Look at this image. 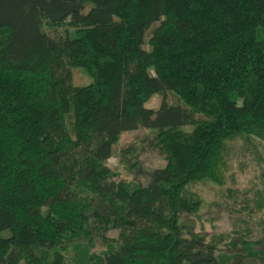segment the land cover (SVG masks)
<instances>
[{"label": "trees", "instance_id": "1", "mask_svg": "<svg viewBox=\"0 0 264 264\" xmlns=\"http://www.w3.org/2000/svg\"><path fill=\"white\" fill-rule=\"evenodd\" d=\"M239 135L264 139V0H0V264H227L235 242L181 220Z\"/></svg>", "mask_w": 264, "mask_h": 264}, {"label": "rangeland", "instance_id": "2", "mask_svg": "<svg viewBox=\"0 0 264 264\" xmlns=\"http://www.w3.org/2000/svg\"><path fill=\"white\" fill-rule=\"evenodd\" d=\"M73 36L75 34H72ZM151 36V29L146 33V41ZM148 44H146V48ZM72 82L85 86L92 82V77L82 68L72 69ZM164 97L170 103H179V98L172 92H156L144 105L158 108ZM68 127L72 130V114L67 117ZM189 129V127H187ZM146 129L122 133L114 147L109 164L121 174V178L132 179L134 172L120 163V151L130 144H140L146 135ZM144 170L151 171L163 167L164 155L158 150H147L140 155ZM226 182L222 185L204 180L189 186L201 198V205L194 213H184L181 222L187 227L206 233L208 238L223 237L224 241H233L235 246L224 249L229 261L227 264H264V255L248 256L242 251L241 240L260 241L255 250H264V139L257 136L239 135L232 142V152L225 162ZM145 182V176H140ZM6 234V232L4 233ZM112 232L111 235H115ZM106 247L97 244L93 251H103ZM74 250L70 254H74ZM236 256V257H235Z\"/></svg>", "mask_w": 264, "mask_h": 264}]
</instances>
